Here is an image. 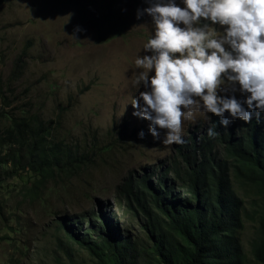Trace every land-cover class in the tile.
Listing matches in <instances>:
<instances>
[{
  "label": "rangeland",
  "instance_id": "1",
  "mask_svg": "<svg viewBox=\"0 0 264 264\" xmlns=\"http://www.w3.org/2000/svg\"><path fill=\"white\" fill-rule=\"evenodd\" d=\"M144 6L142 0H10L0 6V130L13 116L52 121V139L83 161L42 184L24 163L11 174L7 165L0 174V264H97L61 223L91 241L99 242L100 234L129 238L142 253L138 261L155 264L147 252L146 219L122 194L129 175H149L155 184L158 167L176 154L175 144L153 141L146 122L126 107L143 90L132 79L133 60L150 31L141 24L148 17L134 18ZM77 27L83 31L74 38ZM19 57L23 67L13 80ZM208 124L197 115L186 123L184 139L199 137ZM181 177L174 176L172 195L187 201ZM231 180L243 201L236 237L246 264H257L252 244L264 195L232 174Z\"/></svg>",
  "mask_w": 264,
  "mask_h": 264
},
{
  "label": "trees",
  "instance_id": "2",
  "mask_svg": "<svg viewBox=\"0 0 264 264\" xmlns=\"http://www.w3.org/2000/svg\"><path fill=\"white\" fill-rule=\"evenodd\" d=\"M8 1L0 0V6ZM22 67L19 57L10 79L14 80ZM218 120L210 115L207 126L215 125V138H209L204 130L199 137L190 134L185 144L175 146L174 159L167 167H158L155 184L149 175L127 178L122 194L146 219L147 252L155 264H246L236 237L243 201L232 187L231 174L264 195V122L237 120L225 129ZM52 128V121L44 122L35 115L13 116L8 127L0 130V174L8 170L7 165L13 168L11 174L24 163L39 176L37 184H42L59 169L78 168L83 163L81 157L54 141ZM174 176H182L189 200L179 201L172 195ZM61 226L97 264H149L138 261L142 253L129 238L100 234L96 242L74 235L65 223ZM252 253L257 264H264V204Z\"/></svg>",
  "mask_w": 264,
  "mask_h": 264
},
{
  "label": "clouds",
  "instance_id": "3",
  "mask_svg": "<svg viewBox=\"0 0 264 264\" xmlns=\"http://www.w3.org/2000/svg\"><path fill=\"white\" fill-rule=\"evenodd\" d=\"M150 26L133 63L131 115L162 145H183L197 115L264 122V0H142ZM83 31L79 27L75 33ZM209 138L215 125L205 129ZM144 130L137 132L143 140Z\"/></svg>",
  "mask_w": 264,
  "mask_h": 264
}]
</instances>
